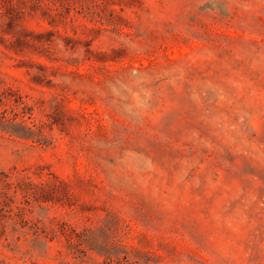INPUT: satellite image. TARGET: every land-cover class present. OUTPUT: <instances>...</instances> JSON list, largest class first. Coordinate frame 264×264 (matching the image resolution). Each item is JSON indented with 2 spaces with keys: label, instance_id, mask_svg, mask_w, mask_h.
Listing matches in <instances>:
<instances>
[{
  "label": "rangeland",
  "instance_id": "rangeland-1",
  "mask_svg": "<svg viewBox=\"0 0 264 264\" xmlns=\"http://www.w3.org/2000/svg\"><path fill=\"white\" fill-rule=\"evenodd\" d=\"M0 264H264V0H0Z\"/></svg>",
  "mask_w": 264,
  "mask_h": 264
}]
</instances>
